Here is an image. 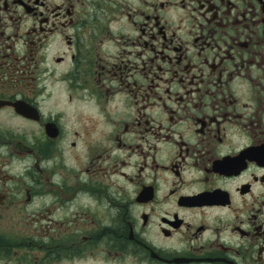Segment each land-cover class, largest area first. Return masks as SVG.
<instances>
[{
    "label": "flooded vegetation",
    "instance_id": "obj_1",
    "mask_svg": "<svg viewBox=\"0 0 264 264\" xmlns=\"http://www.w3.org/2000/svg\"><path fill=\"white\" fill-rule=\"evenodd\" d=\"M0 264H264V0H0Z\"/></svg>",
    "mask_w": 264,
    "mask_h": 264
}]
</instances>
